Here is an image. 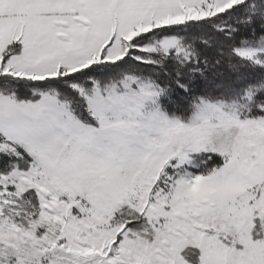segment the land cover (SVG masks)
<instances>
[{
    "label": "snow or ice",
    "instance_id": "6c2138e0",
    "mask_svg": "<svg viewBox=\"0 0 264 264\" xmlns=\"http://www.w3.org/2000/svg\"><path fill=\"white\" fill-rule=\"evenodd\" d=\"M0 264H264V0H0Z\"/></svg>",
    "mask_w": 264,
    "mask_h": 264
}]
</instances>
